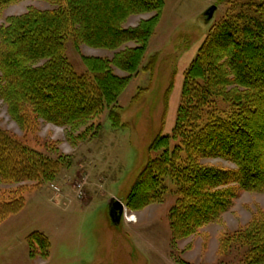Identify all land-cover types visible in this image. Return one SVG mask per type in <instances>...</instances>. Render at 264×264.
I'll return each instance as SVG.
<instances>
[{
  "label": "trees",
  "instance_id": "16d2710c",
  "mask_svg": "<svg viewBox=\"0 0 264 264\" xmlns=\"http://www.w3.org/2000/svg\"><path fill=\"white\" fill-rule=\"evenodd\" d=\"M19 1L0 0V9ZM44 1L55 7H30L0 26V99L8 114L21 126L40 119L76 129L108 109L111 125L119 127L118 97L133 74L154 68L155 55L142 61L164 0ZM246 5L255 17L229 11L208 31L183 73L171 137L158 134L151 141L148 154L157 153L149 155L125 199L127 208L139 210L162 201L173 186L172 240L217 221L242 192H264V0ZM151 12L136 26H124L130 16ZM69 37L76 45L116 52L111 59L83 57L86 72L78 74L63 53ZM204 159L233 167L205 165ZM63 166L0 130V181L44 184ZM21 188L0 202V222L23 209ZM233 238L248 247L247 264L264 261V211L223 238L222 247ZM26 241L30 256L48 257L43 232H31Z\"/></svg>",
  "mask_w": 264,
  "mask_h": 264
},
{
  "label": "rangeland",
  "instance_id": "374dc122",
  "mask_svg": "<svg viewBox=\"0 0 264 264\" xmlns=\"http://www.w3.org/2000/svg\"><path fill=\"white\" fill-rule=\"evenodd\" d=\"M248 1L164 0L142 61L144 66L155 55L154 68L133 74L118 97L119 127L111 125L108 109L76 129L40 119L21 126L0 99V130L43 157L64 163L56 177L44 184L0 181V202L10 200L13 191L22 187L19 195L24 203L20 212L0 222V264L10 259L15 264H247L245 243L233 238L222 247L221 240L244 229L258 211H264V192H242L217 221L177 240L171 238L168 221L175 199L173 186H168L170 192L162 201L139 210L127 208L125 199L149 155L157 153L148 154L151 141L158 134L171 137L183 73L208 31L229 11L237 14L242 10L246 17H255ZM210 6L216 9L206 21L204 12ZM30 7L44 10L55 6L44 0L6 5L0 9V26ZM152 15L130 16L124 26H136ZM115 52L76 45L69 37L63 53L75 72L82 74L86 72L83 57L111 59ZM114 73L126 75L117 69ZM221 100L217 98V106L227 111ZM202 163L233 167L221 159H204ZM111 198L125 206L126 215L117 227L107 214ZM33 231L47 236L48 257L30 256L26 237Z\"/></svg>",
  "mask_w": 264,
  "mask_h": 264
},
{
  "label": "water",
  "instance_id": "95a60500",
  "mask_svg": "<svg viewBox=\"0 0 264 264\" xmlns=\"http://www.w3.org/2000/svg\"><path fill=\"white\" fill-rule=\"evenodd\" d=\"M216 6H210L205 10L204 15L206 16V21H209L213 12L215 11ZM124 204L115 198H111L107 205V214L112 225H119L121 222L122 215L124 213Z\"/></svg>",
  "mask_w": 264,
  "mask_h": 264
},
{
  "label": "crops",
  "instance_id": "0c3cea01",
  "mask_svg": "<svg viewBox=\"0 0 264 264\" xmlns=\"http://www.w3.org/2000/svg\"><path fill=\"white\" fill-rule=\"evenodd\" d=\"M15 261L13 259H10L9 262L7 264H15Z\"/></svg>",
  "mask_w": 264,
  "mask_h": 264
}]
</instances>
